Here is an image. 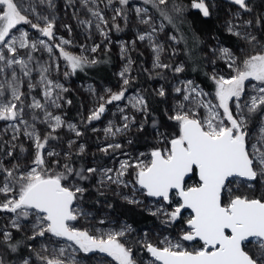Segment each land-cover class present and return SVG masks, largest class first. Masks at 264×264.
Here are the masks:
<instances>
[{"label":"snow or ice","instance_id":"1","mask_svg":"<svg viewBox=\"0 0 264 264\" xmlns=\"http://www.w3.org/2000/svg\"><path fill=\"white\" fill-rule=\"evenodd\" d=\"M230 2L238 6V11L225 23L226 39L235 38L236 42L259 50L239 61L233 48L225 46L224 41L213 33L210 39L214 43L205 45L208 53L197 60L195 50L203 43L197 33L192 31L191 44L182 32L167 36L172 44H184V54L192 62L193 71L203 70L205 60L212 66L211 72L206 71L204 75L214 83L215 91L212 99H208L212 94L205 92L194 80L177 78L172 86L175 103L172 114L167 117L176 123L177 133L161 132L158 122L153 121V128L164 147L154 146L147 161L139 157L135 163L130 159L122 160L118 169L76 168L72 161L76 141L69 140V151L63 153V163L60 159L51 161L59 168L55 170L45 157L61 156L51 148L50 141L59 139L54 133L66 122L49 109L62 108V100L68 105L72 101L61 95L68 89L51 78L53 71H60L59 63L52 56L53 47L59 50V56L71 69V72L63 73L65 77L101 61L67 51L65 46L73 41L57 38V0H0V77H4L0 82V121L14 122L0 134V196L3 197L0 213L12 214L8 223L0 226V264H35L33 257L41 264H78L76 250L85 254H106L116 264H138L133 247L121 239L132 231L130 225L101 232L78 228L71 223L81 218L87 220L90 216V212L81 207V202L89 191L84 182L94 177H98L100 188L110 185L130 188V194L122 195L129 205L143 204L138 195L156 198L159 205L148 211L151 216L162 218L161 223L166 226L183 220L185 227L181 228L178 238L173 241L165 237L160 241L163 247L146 240L137 241L152 258L145 264H264V195L250 197L235 194L233 190V185L239 187L241 182L246 183L248 189H252L254 183L264 186V40L258 35L264 33V13L244 19L242 12L252 14L254 11L251 0ZM100 4L104 5L103 9ZM143 4L156 8L177 32H180L178 25L187 23L189 9L198 10L204 20H210L216 7L215 0H190L188 5L183 0L179 3L177 0H143ZM62 7L65 14L72 13V18L88 33L87 38H91L90 30L94 28L106 40L111 27L120 31L119 24L114 23L116 18L126 20L128 11H134L138 22L148 26L137 34V39L148 42L153 52V69L170 70L177 77L185 72V62L175 65L162 62L161 56L167 49L156 36L165 26L163 23L156 26L147 7L133 6L131 0H64ZM105 9L114 13L111 27ZM82 13L84 18H81ZM19 25H29L49 41L58 39V43L53 46L44 39H32L28 31L18 28ZM62 26L72 33L71 25L65 23ZM13 30L19 35L12 34ZM135 43V40L131 41V50ZM100 47V44H94L90 51L96 53ZM20 50H27L26 55H21ZM41 50L49 54L51 64L48 61L41 63L33 56L32 53ZM129 51L127 44L121 45V58L126 63L118 73L122 81L120 89H106L107 95L98 96L97 105L86 117L89 124L98 121L107 111V105L127 101L125 107H118L123 123L115 126L110 121L104 129L105 136L113 140L118 134L130 131L132 126L139 132L144 131V123L138 124L136 116L127 114L125 108L143 114L145 122L150 115L143 95H126L134 79L131 76L134 61L128 55ZM178 54L179 50L173 47L171 56ZM219 60H224L233 74L227 77L220 74L216 70ZM34 72L39 77L35 83ZM21 74L28 78L26 91H21ZM37 88H42L43 103L31 95ZM91 91L95 92L94 89ZM156 95L166 97L169 93L161 86ZM28 110H32L31 113ZM35 110L43 113L42 118ZM29 114L31 121L25 118ZM38 119L51 131L41 135L36 128ZM67 127L76 137L83 135L75 124L68 123ZM9 129L12 135L10 139H4ZM21 135L32 141V166L21 164L16 155L17 148L20 152L26 151L22 144L15 143ZM127 142L131 144L132 140ZM122 148L123 144L112 142L99 150L107 155ZM76 149L77 156L85 153L83 144L76 145ZM144 155L140 153V157ZM130 175L133 176L131 180L124 179ZM192 176L198 178V183L188 186L186 178ZM185 210H190L186 220L183 217ZM99 223L104 224L105 220L101 219ZM13 229L23 235L17 238ZM46 236L63 239L69 244L55 250L58 255L49 258L43 254L48 250L46 245L42 244L37 250L31 243ZM185 242L193 245L191 250ZM69 249L73 251L69 252ZM66 253L69 258H61ZM13 254L17 255L13 257Z\"/></svg>","mask_w":264,"mask_h":264},{"label":"rangeland","instance_id":"2","mask_svg":"<svg viewBox=\"0 0 264 264\" xmlns=\"http://www.w3.org/2000/svg\"><path fill=\"white\" fill-rule=\"evenodd\" d=\"M190 1V0H189ZM221 2H229L228 6L223 10L221 17V28L224 30V26L226 21L233 18V14L238 11V6L232 4L230 0H215V4L218 5ZM64 0H57V29L56 36L57 38L63 37L65 39H70L73 41L72 44L66 45L65 48L67 51L72 52L76 55H84L89 58H98L103 53H109L112 57V77L113 79L110 81H104L96 83L94 81L88 79H78L75 78L74 75H69L65 77L63 73L65 71L70 72L67 63L63 60L62 57L59 56V50L53 47V58L60 65L59 72H52L51 78L57 80L59 83H62L65 88L68 89L67 92L61 93V95L65 98V100H71L72 104L68 105L64 100L60 101L63 104L62 108L59 109H49L53 111L56 115H61L62 119L66 122L63 127L57 129L54 135H57L59 139L50 141L51 148H54L56 151L61 153L60 157H45L49 166L53 167L55 170H59L58 166L52 165L51 161L54 159H60L63 163L64 157L63 153L69 151L67 145L69 140H75L76 145L83 144L85 146V153L83 155H75L76 145L73 146L72 152L73 154V164L76 168L80 167H96L102 166L104 168H113L118 169L120 166V161L125 159H130L131 162L135 163L137 157L140 159L148 160L150 159L149 153L150 150L156 147H164L165 145L160 143V140L157 137V131L153 128V121L158 122L159 131L164 132L166 134H175L178 131L177 125L174 121L169 120L168 115L172 114V108L174 106V93L172 92V86L176 83L177 78L179 79H192L194 80L205 92H208L212 95L208 97V99H212L214 95V91H208L203 88L193 77L185 76L183 74H179L177 77L170 70L166 69H153V52L148 45L147 41H139L137 39V34L148 29L147 25H142L138 22V17L135 12L132 10L128 11L127 19H123L121 17H117L114 23L119 24L120 31H117L115 27H111L113 21L111 20L112 15L114 14L110 9H105L104 14L106 18L109 20V26L111 27L110 31H107L108 39L106 40L103 36H101L94 28L90 30L91 38H87L88 33L85 32L82 26H79L72 18V13L69 11L65 14L66 10L62 7ZM133 6L147 7L136 0H131ZM119 6V5H117ZM100 7L103 9L104 5L100 4ZM148 8V7H147ZM149 15H151L156 23V26L159 27L161 23L164 22L150 9ZM264 13V12H263ZM47 14V13H45ZM242 18L244 19H252L253 15L241 13ZM33 18V17H30ZM81 18H84V14H81ZM69 24L72 27V33L69 32L62 26L63 24ZM165 26V24H164ZM18 28H23L28 31L30 37L32 39H44L49 44L53 46L58 43L57 40L49 41L47 37H43L36 32V30L31 29L29 25H19ZM255 31V30H254ZM14 35H19V32L13 30ZM169 34H173L166 26L163 31L157 33L158 42L164 44L167 51L162 54L161 60L164 63L170 64H178L183 62L179 56L181 53L180 45L172 44L171 41L167 39ZM260 36V34L258 33ZM260 39L264 40V33L260 36ZM135 40L134 50L131 41ZM111 41V42H109ZM214 41L210 38L203 43L202 53H208V48L205 45H211ZM94 44H100L101 47L96 53H92L90 48ZM122 44H127L130 49L128 55L131 56L134 63L131 65V76L134 77L132 79L131 84L128 86L127 96H133L136 94L143 95V91L145 87L139 84L133 85L138 78L147 76L150 82L151 90L156 93L161 86H163L166 91L169 93L166 97H162L163 104L162 110L164 113L163 118L148 116L147 121H144L143 114L139 112H135L130 107L125 108V112L129 115H135L137 123H144V131H137L136 126H132L131 130L125 134H118L113 140L111 137H106L104 129L108 126L111 121L113 125L120 126L123 121L121 119V113L118 111V107H125L127 101L114 102L111 105H107V111L103 114L102 118L98 121H93L92 123H88L86 117L90 114V112L94 109V107L98 103L99 95H107L105 90L112 89L113 91H118L121 87L122 81L118 76V73L123 69L126 60L121 58L120 48ZM84 46L83 49L81 46ZM226 46V45H225ZM177 48L179 50V54L176 56H171V49ZM240 49H244L241 51ZM236 52L239 61H242L246 58L247 55L254 54L256 50H253L250 46H247L243 43H240L236 49H233ZM21 55H26L27 50H20ZM34 57L40 60L41 63L48 61L51 64V60L49 59V54L44 52L43 50L32 53ZM210 56V54H209ZM238 61V62H239ZM204 65L207 69V72H211L212 66L208 65L206 60L204 61ZM147 69V71H145ZM216 70L225 75L226 77L233 74L230 69L227 68V64L224 60L217 61ZM10 71V70H9ZM19 72V69L17 68ZM159 74V75H158ZM33 77L35 80L38 79V74L36 72L33 73ZM163 77V78H162ZM4 77H0V82H3ZM27 79L22 76V83L20 85L21 91H26ZM92 89L95 92L91 91ZM32 96H35L36 99H40L43 103L42 96V88L35 89L32 93ZM144 96V95H143ZM30 101V97H29ZM31 113L32 110H28ZM35 113L42 118L43 113L40 110H35ZM29 121H31V115L25 117ZM14 123L11 121L5 122L0 121V134H3V129L6 128L9 124ZM75 124L77 128L83 133L81 137H76L75 133L70 131L67 127V124ZM23 127V126H21ZM255 127V125H254ZM36 128L41 133V135L46 134L48 131H51L47 127V125L39 122V119L36 121ZM96 129V131H93ZM12 135L11 129L7 135H4V139H10ZM131 139L132 143L129 144L127 141ZM119 142L123 144V148L120 150L110 151L109 154L105 155L99 149L104 147L108 143ZM17 144H22L26 149L24 152H20L19 148L16 149V155L19 156V161L21 164L25 166H32L31 159L32 153L34 152V147L32 141L26 139L23 135L20 136V139L16 141ZM127 153V155H124ZM140 153H144L143 157H140ZM134 173L133 169L129 170ZM133 176L124 177L125 180H131ZM98 177H94L90 181L84 182L86 186H88L89 191L85 194L84 200L81 202V207L84 210L90 212V216L87 220L79 219L73 223L78 228H88L90 231L93 229H99L101 232H106L109 230H118V228L124 224L130 225L132 231L124 238H121L123 242L132 246L131 240L136 238L137 241H147L151 242L154 245L159 247H163L160 241L164 240L165 237L172 239L175 241L180 233L181 228L185 227L183 220L179 221L175 225H164L161 223L162 218H157L150 215L148 209L155 210V208L159 205V201L156 198H149L146 196L138 195L137 198L143 201L141 205H129L123 199V194H130V188H122L116 185H110L108 188H100L97 184ZM198 183V180L192 179L189 180L186 184L188 186H193ZM99 189V190H98ZM233 190L235 194L238 195H247L246 191L255 190L264 195V186L260 183H254L252 189H248L246 183L241 182L239 187L233 185ZM103 192V195L100 193ZM3 197L0 196V200ZM178 199V198H174ZM111 205V207H109ZM142 215H150L153 218V223L143 226L141 229H137L132 220L134 217H141ZM190 215L189 211L183 213V217L186 220ZM12 216L10 213H0V226H3L8 223V218ZM101 219L105 220L104 224H100L99 221ZM15 233V230H12ZM16 236L22 233H15ZM98 234V233H93ZM23 235V234H22ZM35 245L37 250H40V246L46 245L47 251L44 252V255L49 256L51 258L53 255H58V252L55 251L60 247H67L69 242L46 236L45 238H38L36 241L31 242ZM140 245V244H139ZM185 246L191 250L192 244L185 242ZM197 247L199 245H196ZM143 248L139 247L138 250H134V255L138 261V264H145L146 261L152 259L146 250H142ZM73 251V249H69V252ZM75 258L78 261V264H116L110 257H107L106 254L102 253H82L78 250L74 252ZM63 259H68V253L65 254ZM35 260V264H41L39 260Z\"/></svg>","mask_w":264,"mask_h":264},{"label":"trees","instance_id":"3","mask_svg":"<svg viewBox=\"0 0 264 264\" xmlns=\"http://www.w3.org/2000/svg\"><path fill=\"white\" fill-rule=\"evenodd\" d=\"M136 1L143 4V0H136ZM177 2L179 3L180 0H177ZM183 3L185 5H188L190 1L183 0ZM228 4L229 2H221L218 5H216L214 9V15L210 20H204L202 16L199 14L198 10L189 9L188 12L186 13L187 23L183 25H178L180 27V32H177L176 28L173 25L169 24L167 20H164L163 17L159 15V12L156 10V8H154L152 5L149 4L145 6L150 8L164 22L166 29H168L170 32H172L175 35H180L181 32L186 34L189 37L190 44H191L190 37L192 31H194L200 36V38L203 40V43L210 38L211 34L215 33L224 41L226 46L236 49L239 46L240 42H236L235 38L226 39L227 34L224 32V30L221 28L220 25L222 12L228 6ZM251 5L254 10L253 13L251 14L253 15V17L259 13L264 12V0H251ZM168 7L169 9L171 8V3L169 4ZM259 34L260 36L263 35V33H259ZM203 43L199 46V48L195 50L197 60H199L200 56L203 54L201 51ZM179 45L181 48V53L179 58L183 62H185V72L182 74L185 76L193 77L203 88L207 89L208 91H214L215 88L214 83L204 75V72L207 71L205 65L203 67V70L197 69L193 71L192 62L189 61L184 54V44H179ZM97 59L100 60L101 63H98L96 65L85 66L83 70L78 69L76 73L73 74L74 77L78 79H88L96 83L112 80L113 60L110 54L103 53ZM69 70L71 72L70 68ZM135 84L136 85L139 84L145 87L143 91V95L148 102L150 116L163 118L165 116L162 110L163 98L156 95V93H154L151 90L148 77L144 76L138 78L135 82H133V85ZM192 179L198 180L196 176H192L191 178L188 179V181ZM246 194L250 197L261 196V193L255 190H251V191L247 190ZM132 223L137 229H141L143 226L153 223V218L150 215H142L141 217H137V218L134 217ZM20 236H22V234H18L17 238H20ZM131 242L133 249L137 251L140 245L136 242V238H133ZM26 251L27 250H25V252ZM15 255L17 254H13V257H15Z\"/></svg>","mask_w":264,"mask_h":264},{"label":"water","instance_id":"4","mask_svg":"<svg viewBox=\"0 0 264 264\" xmlns=\"http://www.w3.org/2000/svg\"><path fill=\"white\" fill-rule=\"evenodd\" d=\"M188 179H189V178H186V182L188 181ZM186 211H189V212H190V210H185L184 212H186ZM149 256H150V254H149Z\"/></svg>","mask_w":264,"mask_h":264},{"label":"flooded vegetation","instance_id":"5","mask_svg":"<svg viewBox=\"0 0 264 264\" xmlns=\"http://www.w3.org/2000/svg\"><path fill=\"white\" fill-rule=\"evenodd\" d=\"M197 179H198V178H197ZM187 182H188V181H187ZM187 182H186V183H187Z\"/></svg>","mask_w":264,"mask_h":264}]
</instances>
